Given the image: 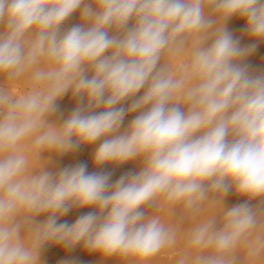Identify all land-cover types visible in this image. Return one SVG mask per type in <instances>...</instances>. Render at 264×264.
<instances>
[{
    "label": "clouds",
    "instance_id": "obj_1",
    "mask_svg": "<svg viewBox=\"0 0 264 264\" xmlns=\"http://www.w3.org/2000/svg\"><path fill=\"white\" fill-rule=\"evenodd\" d=\"M234 16L264 40V0H0V264H41L50 243L126 264L169 251L175 264H264V75L242 66L256 45L233 38ZM69 91L78 106L50 122ZM97 141L96 166L142 170L110 184L86 165L43 167L45 152ZM229 192L246 199L225 210ZM74 207L95 211L58 223Z\"/></svg>",
    "mask_w": 264,
    "mask_h": 264
},
{
    "label": "rangeland",
    "instance_id": "obj_2",
    "mask_svg": "<svg viewBox=\"0 0 264 264\" xmlns=\"http://www.w3.org/2000/svg\"><path fill=\"white\" fill-rule=\"evenodd\" d=\"M234 18L235 16L231 18L233 19V21L230 19L226 24V28L233 35V38L239 39V41H241L240 42L241 47H247L251 44H256V40L251 38L247 34L245 30L246 27H244L243 25L236 24ZM79 23H81V18H80V10L78 9L64 23V25H62V31H66L70 29L72 26H75ZM0 30H2V26H0ZM261 44H264V40H261ZM253 52L250 55H252ZM250 55H248L246 58H244L243 61H241L242 66H246V68H248V65L253 63V61H247ZM248 70L249 68L247 69V71ZM248 72L249 74L253 76L264 75V72L262 71H260V73L257 71L256 73L255 71H248ZM89 75H91V73H89ZM0 79H3V78H0ZM22 90H23V85H18L16 91H22ZM141 91L144 92V89H141ZM134 99H138V98L134 97ZM126 103L130 105L132 103V100H128L126 101ZM77 106H78V99L72 95L71 91H69L56 102V111L51 116H49V121L52 123H56V124L63 123V121L71 114V112ZM124 120L130 124L131 120L133 119L130 118L129 116H125ZM120 131H121V128H120ZM101 142L102 141H97L95 144H92V145H82L77 150L70 151L63 155L51 153V152H45L42 154L43 167L45 168V170L51 171L55 174L64 168H71L77 165H86V169L88 173L103 172V173L110 174V180H109L110 184H114L122 176H125V175L131 176L142 170V167H143L142 158L130 160L123 164L109 163V164L101 165L99 167L96 166L94 163L93 157H94L95 150L98 148ZM245 199L246 198L244 197H240L236 195L234 192H229V194L224 198L223 207L225 210H227L233 206L243 203ZM252 204L253 206H255L259 204V201L258 200L252 201ZM143 210L145 211L147 215H152L155 212L154 208L148 207V206H145ZM92 211H95V209L90 208V207L88 208H75L74 207L67 214H65L64 216L60 218L70 217L72 218L73 223H74L80 216L86 215ZM180 217H181V209L177 208L174 211V214L172 217L173 222L179 221L181 223V227L185 229L190 227V222L187 220H180ZM220 218H221V214L218 213L217 221H219ZM76 248H79L78 250H80V248L83 249L79 251L80 254H83V257L81 259L79 258V255H78L79 252ZM76 248H75V251L77 253L75 252L76 254L75 264H126L125 261H123L121 258L116 257V256L105 258L99 253L89 252L87 249L83 248L82 244L77 245ZM175 259H176L175 251H169L163 254L162 256L157 257L152 262V264H175Z\"/></svg>",
    "mask_w": 264,
    "mask_h": 264
},
{
    "label": "bare ground",
    "instance_id": "obj_3",
    "mask_svg": "<svg viewBox=\"0 0 264 264\" xmlns=\"http://www.w3.org/2000/svg\"><path fill=\"white\" fill-rule=\"evenodd\" d=\"M231 20L233 21V19H231ZM234 20H235L236 24L243 25L244 27H246V19L245 18L235 16ZM255 45H256V50H254L253 54L250 55L249 58L247 59V61H253V63L248 65V68H249L248 71H255V73H256V71L259 73H260V71L264 72V44H261V40H256ZM142 94H143V92L140 91L139 93H137L136 97L139 98ZM128 125H129V123H127L124 120L122 125H121V131H124L128 127ZM46 218H47L46 215H41V216L37 217V221L38 222L43 221ZM58 223H67L68 225H71V224H73V220L70 217L60 218L58 220ZM75 248L68 249V248L64 247L62 244H55V243L47 244L41 250V264H75L76 263ZM76 249L78 250L79 248H76ZM80 250H83V249L80 248ZM80 250H78V252ZM78 255H79L80 259L83 257V254H80V252ZM161 263H163V262H161Z\"/></svg>",
    "mask_w": 264,
    "mask_h": 264
},
{
    "label": "built area",
    "instance_id": "obj_4",
    "mask_svg": "<svg viewBox=\"0 0 264 264\" xmlns=\"http://www.w3.org/2000/svg\"><path fill=\"white\" fill-rule=\"evenodd\" d=\"M123 107H125L127 109V107L129 106L126 102H123ZM138 115V113L136 112H132V113H127L126 116H129L130 118L134 119L135 116Z\"/></svg>",
    "mask_w": 264,
    "mask_h": 264
}]
</instances>
